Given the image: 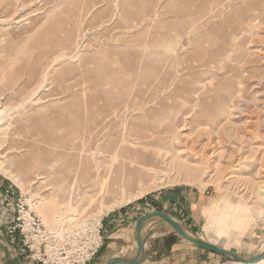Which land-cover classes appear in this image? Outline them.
I'll return each instance as SVG.
<instances>
[{
  "label": "rangeland",
  "instance_id": "rangeland-1",
  "mask_svg": "<svg viewBox=\"0 0 264 264\" xmlns=\"http://www.w3.org/2000/svg\"><path fill=\"white\" fill-rule=\"evenodd\" d=\"M178 2L160 0L161 7L153 13L152 4L147 0H0V110L5 121L11 116L18 117L8 126L10 134L0 144L3 162L0 177L41 219L51 233L50 245L54 252H60L73 237L91 236L99 227L102 245L86 263L99 264L101 253L110 245L107 238L110 229L102 226L107 216L126 210L134 213L131 219L134 224L138 215L158 205L156 196L186 190L191 197H196L189 206L190 211L185 207L181 216L191 226L187 228L191 234L245 258L264 252V197L258 194V188L264 183V18L255 21L254 32L244 33L240 54L233 56L234 61L239 60L232 66H237L235 73L241 75L236 78L241 82L236 105L232 103L217 120L208 118L206 124L197 127L198 108L174 96L175 87L182 84L181 72L189 77L190 71L183 69L204 64V69L193 77L200 85L212 82L214 78L207 72L212 65L209 61H223L229 56L232 38L242 29L251 28L248 18L258 11L231 16L230 10L243 0H218L222 9L216 18L211 11L212 0H189L185 13H181ZM125 9L132 15H127ZM134 19L139 23L133 25ZM218 25L222 26L221 32L215 34L213 29ZM180 45L183 47L176 48ZM184 54L189 65L183 66ZM167 57L171 60H165ZM166 61L171 63L168 67ZM152 68H167L165 71L174 79L163 88L156 83L151 85L145 79L152 75ZM89 77L96 79L83 84ZM205 86L209 88L210 84ZM91 91L92 95H109L116 106L128 105L121 121L125 125L128 113L132 133L155 126L163 134L162 140L169 136L168 143L179 152L173 162L171 154L163 157L159 162L161 168L146 166L151 174L148 193L111 211L102 208L107 203L105 199L103 202L89 197L101 187V173L111 165L110 159V163L99 162L103 155L100 146L91 142L83 151L89 155L87 161L95 166L87 179L70 170L76 164L71 152L76 146L73 142L77 141L73 135L77 123L70 120L74 119L84 94L91 95ZM107 136L104 132L101 144ZM125 137L136 139L128 132L121 139ZM13 143L15 148H11ZM134 147L154 150L151 145V148ZM24 162L26 168L33 169V181L26 182V190L13 179L22 178ZM64 179L71 184V190L65 207L57 208L49 199ZM238 204L249 207L253 217L247 232L240 234L230 224L227 234L225 229L220 231L223 226L215 232L212 222L220 216L216 212L218 207ZM211 207L213 216L209 218ZM58 210L62 213L56 217ZM9 213L12 210L7 205L1 214L4 229ZM36 246L32 239L20 241L17 248L24 264H43L37 260V252L42 260L48 259V252ZM200 252L202 257L206 256L204 251ZM206 264L246 263L212 253ZM254 264H264V259Z\"/></svg>",
  "mask_w": 264,
  "mask_h": 264
},
{
  "label": "bare ground",
  "instance_id": "bare-ground-1",
  "mask_svg": "<svg viewBox=\"0 0 264 264\" xmlns=\"http://www.w3.org/2000/svg\"><path fill=\"white\" fill-rule=\"evenodd\" d=\"M217 1L218 0H212L213 4L211 5L212 6L211 11L214 17L219 18L220 16L219 13L221 12L222 7L220 8V6L217 4L219 2ZM249 11H258V12L256 15L252 14V16L248 18V20L250 19L249 22H251L252 25L251 28L245 29V31L242 29L241 33L235 34V38H232L231 41H233V43L231 44L230 51L227 53L229 56H227L223 61H215V60L209 61L212 63V65H210L211 67L207 68V72L211 73V77L214 78L212 82L208 83L210 84V87L208 86L209 88L205 86L208 84L200 85L199 84L200 81L194 79L193 77L195 73L204 69L205 67L204 64L196 65L194 63L195 65L193 67L187 66L185 69H183V71L187 70L184 72H188V70L190 71L189 73L191 75H189V77L188 75L181 72L180 82L182 84L175 87L174 91L176 92V94L174 96L176 98L178 97L180 99L182 98L188 103L191 104L193 103L195 108L196 107L198 108V114L195 116L197 127L206 124L208 122L207 121L208 118L210 119L215 118L216 120L217 118H220L221 114L224 111H227V109L230 108L232 103L235 104L236 98L241 95V88L240 89L238 88V85L241 84V82L238 79L236 80V78H239L241 75L240 74L237 75L235 73L237 70L236 68L237 66L236 67L232 66V63L238 61L239 58L238 60L234 61L233 56L234 55L237 56L238 54H240L242 48L241 42L243 41L242 39H244V33L254 32L257 26L256 23L258 22L257 20L259 21L263 20L264 0H243V3L241 5H236L235 8L233 10H230L229 13L231 16L232 15L235 16L241 13L246 14ZM221 27L218 25L213 29V32L215 34H218L219 32H221ZM240 35L243 36L239 39ZM182 37L183 34L182 36H180V39H183ZM186 44H184V46ZM180 47L183 46L182 45L176 46V48L178 49H180ZM186 57L187 56L183 57V66H185L186 64L189 65L188 62H186ZM167 59L171 60L170 57H167L165 60ZM169 61L165 62L166 67H168L169 64H171ZM166 69L167 68H165V70ZM165 70H163V68L162 69L152 68L151 69L152 75L147 77V79L145 80L146 81L149 80V84L151 85L156 83V85L159 86L160 88L166 87L167 84H170L168 82H172L174 76L169 71H165ZM231 72L233 74H231ZM95 79L96 78L94 77L85 78L83 84L94 81ZM84 95L85 96L82 98V101L79 104H77L78 107L77 112L74 111L75 112L74 119L72 118L70 120L71 123L76 122L77 126L80 123L78 128L76 126V129L75 128H74L75 130L73 129L74 130L73 135L75 134L77 141L73 142V144L76 146L73 148L74 151L71 152V155H73V157L76 159L75 162L76 164L75 166L71 165L70 170L71 171L74 170L75 173L81 174L82 176H84V178L87 179V177L90 176V173L92 169L95 168V166L94 164L87 161L89 155L84 154L83 151L87 149V145L90 146L91 142H93V145H97V147L100 146L99 148L100 153L103 155H101L99 162L102 164V162L104 161L107 162L109 161L108 159H110L111 165H109V168H107L103 173H101V187L96 191V193L93 192V194L89 197H91V200H95V199L97 200L100 198L103 201L105 199L107 203L105 207L102 208L106 209L107 211H111L117 207H120L121 205L134 202L137 199L143 197L146 193H148L147 190L149 188L147 186H148V182L150 181L149 178L151 174L145 169L146 166H153L156 169L158 167L161 168L160 167L161 164L159 162L163 161V157L167 156V154H171L170 159L173 162L175 158L179 156V152L177 149H175V147L171 143H168V141L171 139L169 136L167 137L165 136L164 139L162 140L163 134L161 135L159 131H157V128L155 126L144 127L139 131V133H132L131 126L128 123V119H129L128 113L126 114L127 116L125 115L126 116L124 118L125 125H123L121 118H123L122 115L126 113L128 109V105L123 106L122 103L121 105L116 106L117 104L112 100V98L110 100L109 95L107 94L101 97V96H97L95 93L92 95V91H91V95L90 92ZM70 98L72 99L73 96ZM5 112H7V110ZM74 112H72L71 114L73 115ZM2 113L3 110H0V144L4 143L10 134L8 131V126L11 125V123L16 122L18 119V117L11 116L9 118L10 120L5 121L6 117H3ZM224 114L225 113H223V116ZM104 132H107L108 136L106 138V142L105 143L103 142L104 144H101L100 142L103 139ZM127 132L131 135L132 134L135 135L136 139L132 140L126 137L124 139H121L123 135L126 136ZM154 134L155 137H153ZM10 142L11 141H9V143ZM136 145L138 146L141 145L144 147L145 146L150 147L151 145L154 148V150L152 149L153 151L149 152L147 148L142 149V148L134 147ZM13 147L15 148L14 143L11 145V148ZM5 161H7V159ZM116 161H118L119 163L114 165L113 162ZM2 163L3 162L0 160V165H3ZM26 166L27 165L24 162L21 167L22 178H18L17 176L13 178L16 181V183L20 185L23 189H25L26 182L33 181V178L31 177L33 170L32 166H29L28 168H26ZM151 171H155V170H151ZM160 172L162 171L160 170ZM39 179H43V177L40 176ZM261 184L263 185H260V188H258L259 189L258 194L259 197L263 199L264 183ZM70 190H71V184H69L68 180L67 179L60 180L54 190V194L52 198H50L49 201H52L53 204H56L55 206L57 208H62L66 204V200L68 199L66 197L70 193L69 192ZM80 197L82 196L80 195ZM44 200L46 199L44 198ZM44 200L42 199V201ZM48 206L52 207L51 205ZM213 209L214 208L211 207V209L208 211L209 218L213 216V214L211 213ZM59 210L54 214V216L59 217L61 215L62 212ZM249 211H250L249 207L247 206L242 207L240 204H238L237 206L234 205L219 206L218 211L216 212H220V216L213 220L212 222L213 229L215 230V232H217L219 231L218 227L223 226L220 231H223L225 229V233L227 234L228 231L226 230L230 224L234 228V230L236 229L240 234L241 232L242 234H244L245 232H247L253 221V217L249 214ZM262 212L263 210L258 211V213H262ZM71 219H76V218L71 216Z\"/></svg>",
  "mask_w": 264,
  "mask_h": 264
},
{
  "label": "crops",
  "instance_id": "crops-1",
  "mask_svg": "<svg viewBox=\"0 0 264 264\" xmlns=\"http://www.w3.org/2000/svg\"><path fill=\"white\" fill-rule=\"evenodd\" d=\"M126 1L131 2V0ZM159 1L147 0V2L152 4L153 13L155 12L154 10L161 7V5L159 6ZM178 1L179 8L182 9L181 13H185L187 10L185 5L188 4L187 2L189 0ZM124 11H127V9ZM126 14L132 15L129 11ZM137 23H139L137 19L132 20L133 25ZM7 190H10V194H7ZM13 193H15L13 187L8 183L6 184L5 180L0 177V264H24V257L20 254V249L17 248L21 239H17L15 243L9 239L6 229H4L3 216H1V214L3 215L5 207H7L6 200L8 198H14ZM155 199L158 200V205L149 212L154 210L164 211L179 220L186 228L191 229V226L187 225L185 219L181 218V216L183 215L185 207L187 212L190 211L189 206L196 200V197H191L190 192L186 190L185 192L164 193L159 198L156 196ZM133 215L134 213L125 210L117 212L110 217L107 216L103 220L102 226L105 225V227L110 229L107 231V238L110 239V245H108V249L105 252H102L103 254L101 253L99 264H107L114 257H134L137 254V243L135 239L137 219L132 224L131 219L134 218ZM6 216V219H8V215ZM143 235L146 237L145 258L139 264H206L207 259L209 261L213 253L185 240L170 225L158 219L152 221L145 227ZM198 249L204 251V255L206 256L202 257L201 255L203 254ZM9 259L11 260L8 262Z\"/></svg>",
  "mask_w": 264,
  "mask_h": 264
},
{
  "label": "built area",
  "instance_id": "built-area-1",
  "mask_svg": "<svg viewBox=\"0 0 264 264\" xmlns=\"http://www.w3.org/2000/svg\"><path fill=\"white\" fill-rule=\"evenodd\" d=\"M7 194H10V190H7ZM6 203L12 210V213L8 214L5 227L9 239L14 243L19 238L34 240L37 243L36 248L39 250L43 248L45 253L48 252L46 261L40 258L41 254L36 253L39 257L37 260L42 261L43 264H86L102 245L101 230L98 227L92 233V238L89 234L73 237L60 252H54L50 245L51 233L46 229L41 219L29 209L25 201L14 195V198H8ZM28 248H30L29 245Z\"/></svg>",
  "mask_w": 264,
  "mask_h": 264
},
{
  "label": "water",
  "instance_id": "water-1",
  "mask_svg": "<svg viewBox=\"0 0 264 264\" xmlns=\"http://www.w3.org/2000/svg\"><path fill=\"white\" fill-rule=\"evenodd\" d=\"M157 219L170 225L172 229L185 240L201 248H204L208 251H211L213 253L232 258L233 260L237 262H243L246 264H254L264 259V252L256 256H253L251 258H245L239 255L235 251L223 248L222 246H219L216 243H213V242L204 240L198 236H195L191 234L179 220H177L170 214L164 211L154 210V211L141 215L137 219V222L135 225V239L137 243V254L134 257H127V256L114 257V258H111L107 262V264H139L140 262H142L145 258V249H146L145 247L146 237L143 235V231L148 224H150L152 221L157 220Z\"/></svg>",
  "mask_w": 264,
  "mask_h": 264
}]
</instances>
